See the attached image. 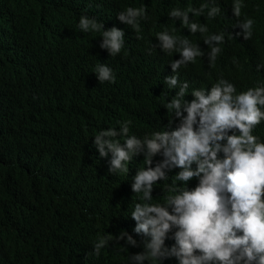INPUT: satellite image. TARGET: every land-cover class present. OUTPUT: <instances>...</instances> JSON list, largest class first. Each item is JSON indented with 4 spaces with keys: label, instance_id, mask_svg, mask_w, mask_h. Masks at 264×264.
I'll return each instance as SVG.
<instances>
[{
    "label": "trees",
    "instance_id": "1",
    "mask_svg": "<svg viewBox=\"0 0 264 264\" xmlns=\"http://www.w3.org/2000/svg\"><path fill=\"white\" fill-rule=\"evenodd\" d=\"M235 2L0 0V264H136L132 257L144 253L150 237L135 233L132 212L136 204H165L175 194L170 186H182L175 179L181 169L168 171V179L153 185V199L145 201L142 192L132 191L135 175L147 167L145 153L133 156L127 172H110L112 153L101 157L95 136L127 121L133 131L128 136L141 140L176 130L180 119L166 105L177 98L183 82L189 84L184 97L189 103L194 89L210 93L220 80L233 84L236 94L264 87V0H239V17L233 13ZM129 7L145 9L138 29L117 18ZM212 7L220 9L215 17L208 16ZM175 9L188 12L189 25L170 16ZM82 16L104 28L83 31ZM249 18L253 34L244 40L239 25ZM193 22L207 31L192 33ZM112 28L124 33L116 55L100 47L103 31ZM160 33L176 39L171 53L160 47ZM220 34L221 44L205 43ZM184 39L203 55L182 67L178 86L170 88L163 79ZM215 46L221 51L213 62ZM101 64L112 70L114 82H99ZM252 134L264 143V120ZM115 139L123 145L126 137ZM163 159L153 157L151 167ZM198 183L197 178L188 181V190ZM177 230L165 239L169 250L176 246ZM122 231L137 246L128 245L127 237L117 242ZM102 238L108 242L96 255ZM144 264L179 261L168 257Z\"/></svg>",
    "mask_w": 264,
    "mask_h": 264
},
{
    "label": "clouds",
    "instance_id": "2",
    "mask_svg": "<svg viewBox=\"0 0 264 264\" xmlns=\"http://www.w3.org/2000/svg\"><path fill=\"white\" fill-rule=\"evenodd\" d=\"M204 7L207 5L199 12ZM188 11L199 14L195 9ZM219 12V7H212L208 16L215 17ZM233 13L236 17L241 15L239 0L233 5ZM144 14V8L129 7L117 18L138 29L137 18ZM170 16L182 18V23L189 25L188 12L175 9ZM253 24L249 18L239 25L244 40L251 38ZM79 26L85 32L104 28L103 24L86 16L80 18ZM190 31L203 33L207 28L193 22ZM123 37V31L116 28L104 30L100 47L107 49L110 55L119 54ZM158 40L162 50L169 53L177 44L167 33L158 34ZM223 41L224 35L220 34L212 35L205 43L219 45ZM201 51L192 47L187 39L181 41L180 53L171 55L176 57L169 64L170 70L163 83L170 88L177 87L179 70L203 55ZM220 51L219 47H212L210 60L214 62ZM96 71L99 82L115 81L107 65H98ZM188 88V82L179 84L177 98L166 105L167 109L174 110L175 118L180 119L176 130L156 132L151 138L141 140L128 136L133 131L131 121H127L95 136L100 156L112 153L110 172H127V163L133 156L145 153L147 167L137 172L132 185V191L142 192L145 201L153 199V185L168 179V171L181 169L175 179L183 182L182 186H170L169 191L175 194L169 195L165 204H136L131 215L136 222L134 231L150 237V242L145 240L144 253L132 259L136 264L168 257H175L179 264H264V143L258 142L252 134L264 120L261 110L264 108V87L236 94L233 84L220 80L210 93L194 89L191 93L194 99L190 103L184 100ZM119 136L126 137L123 145L115 139ZM224 141L226 144L221 143ZM221 153L223 158H220ZM158 154L164 159L153 168V157ZM193 164L197 166L196 170H192ZM193 178L199 183L194 190H188L187 182ZM173 228L178 229L174 233L176 246L169 250L164 243ZM238 232L242 235H237ZM125 237L128 245L137 246V241L123 231L115 240L118 242ZM107 242V238H102L95 244L96 255Z\"/></svg>",
    "mask_w": 264,
    "mask_h": 264
}]
</instances>
